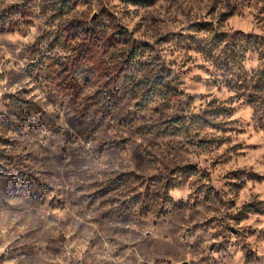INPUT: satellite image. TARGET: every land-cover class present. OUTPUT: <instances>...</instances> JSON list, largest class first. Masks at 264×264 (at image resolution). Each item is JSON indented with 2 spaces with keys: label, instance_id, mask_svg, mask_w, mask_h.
I'll use <instances>...</instances> for the list:
<instances>
[{
  "label": "rangeland",
  "instance_id": "obj_1",
  "mask_svg": "<svg viewBox=\"0 0 264 264\" xmlns=\"http://www.w3.org/2000/svg\"><path fill=\"white\" fill-rule=\"evenodd\" d=\"M60 4L0 0V264H264V0Z\"/></svg>",
  "mask_w": 264,
  "mask_h": 264
},
{
  "label": "trees",
  "instance_id": "obj_2",
  "mask_svg": "<svg viewBox=\"0 0 264 264\" xmlns=\"http://www.w3.org/2000/svg\"><path fill=\"white\" fill-rule=\"evenodd\" d=\"M29 0H26L28 2ZM137 3H152L154 0H133ZM73 0H61L60 10H66L69 7H72ZM21 14L23 11L17 5L12 6L11 8H7L3 10V13L0 15V29L4 31H15L18 28L19 20L21 18ZM64 14V12H63ZM66 39V38H65ZM66 41V40H65ZM68 41L64 42L66 44ZM137 54H134L129 61L135 60ZM138 72L139 80L136 82V85L143 89L144 91H150L152 96H156L166 108H169L172 105V102L175 101V97L181 93L182 91L178 92L175 88H172L170 82H168L166 76L164 75L163 69L156 68L153 66L152 68L148 67L145 64L137 63V66H132ZM128 71H131V67L128 68ZM129 81V80H128ZM133 81V80H132ZM135 82V81H134ZM142 109L148 107V103H141L140 104ZM189 169H192L189 167ZM179 187V184H173L169 181L166 185L162 186L163 192L158 196L160 199L164 201H169V193L172 190H175ZM159 192V191H158ZM164 209V210H162ZM243 211V215H248L252 212L259 213L261 211V207L256 204L246 203L241 207ZM172 210L171 208H166V205L161 208L159 214H163L164 216L170 213ZM150 208H145L141 213L147 214L150 213ZM163 215L158 216V218H162ZM243 216V217H245Z\"/></svg>",
  "mask_w": 264,
  "mask_h": 264
}]
</instances>
